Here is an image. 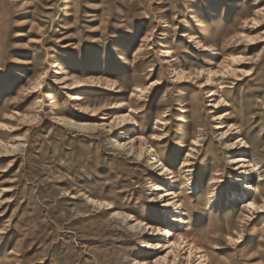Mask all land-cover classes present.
I'll return each instance as SVG.
<instances>
[{"label":"rangeland","instance_id":"374dc122","mask_svg":"<svg viewBox=\"0 0 264 264\" xmlns=\"http://www.w3.org/2000/svg\"><path fill=\"white\" fill-rule=\"evenodd\" d=\"M229 55L243 57L234 70ZM173 66L191 75L176 81ZM208 68L217 73L204 87L197 70ZM220 95L227 104L210 106ZM123 112L135 123L117 125ZM238 136L247 145L231 147ZM0 141V264H153L166 253L163 237L129 230L113 209L202 235L219 264H264V210L232 195L250 182L264 198V0H0ZM149 182L179 192V204L165 206Z\"/></svg>","mask_w":264,"mask_h":264},{"label":"bare ground","instance_id":"6f19581e","mask_svg":"<svg viewBox=\"0 0 264 264\" xmlns=\"http://www.w3.org/2000/svg\"><path fill=\"white\" fill-rule=\"evenodd\" d=\"M193 40H196V38H194L193 35L190 36ZM250 41L253 40V38L249 39ZM199 43V41H197ZM243 57L242 56H236V55H229V60H230V64L228 65V67H230L229 69L234 70V66L233 63H237L239 62ZM225 68V67H224ZM197 72L199 74L205 73L206 74V80L205 83L203 84L204 87H208L210 86L213 81L215 80L214 76L216 75L217 71L213 68H208V69H198ZM191 75L190 71H187L184 68L181 67H177V66H173L172 71H171V76L173 78H175L176 81L179 80H184V79H188L189 76ZM76 83V86H80L82 85V81H74ZM159 83V81H158ZM157 83V84H158ZM133 94V92H132ZM214 94L212 92V90H209V97H212ZM130 102V101H129ZM128 102V103H129ZM227 104L226 99L220 95L218 100H212V104H210V106L214 107V108H219L222 105ZM129 108L131 110V106L129 105ZM229 114L228 110H225L224 112H220L218 114H215L216 120H223L226 115ZM57 117L59 118L60 121L63 122V124L67 125V126H75L77 128H90L91 125L88 124H79L75 121H73L70 118L61 116V115H57ZM116 124L120 125L123 124L126 125L128 122H133L134 118L132 117V115L130 114V112H123L120 115H116ZM231 127L236 128L237 130L239 129V126H236L234 124H228ZM223 127L224 126H221ZM229 132V129H226L224 132H221V136H226ZM199 142V136L196 137V139L193 140V144L194 145H198ZM237 142L241 145H247V142L244 141L242 138H240V136L237 137V140L235 142H232L231 147H235ZM115 145L117 147L120 148H125V144L124 143H119L118 141L114 142ZM1 144V141H0ZM11 146L12 150H14L18 145ZM150 152H151V159L153 160V163H151V166L157 169L158 171V175H161L164 179L166 180H170V187L174 186V183L172 181L173 179V170L161 159V157L159 155L156 154L155 150L149 146L148 147ZM190 150L192 149L191 147L189 148ZM128 150L130 152H134L135 155L137 157H141L142 154L144 153V148H142L141 146L137 148V150L133 149V146L130 145V147L128 148ZM154 152V153H152ZM191 155L190 153H186V156ZM168 159V158H167ZM232 163L234 164H238L242 167H247L248 165L245 164L246 163V158L242 155H237V156H232ZM166 160V159H165ZM185 165H189V162L186 160ZM251 166H253L257 172V178L258 181L263 180V177L260 174V168L258 166V163H252V161H250ZM241 172V171H240ZM214 175L217 174V171L213 172ZM201 176V178H203L204 175V171L202 170L199 174ZM194 178V177H193ZM232 182L237 183L239 182V178L238 177H234ZM195 185V184H194ZM149 187L151 191H162L161 195H159L160 198L164 197V203L165 206L170 205L172 207H174V205L176 203L179 204L180 199H179V192H177L176 190L168 187L165 188V186L161 185V184H157V183H153V182H149ZM167 187V186H166ZM196 187V186H194ZM192 188V187H191ZM190 190V189H189ZM192 190V189H191ZM231 190V189H230ZM4 191V189H3ZM248 192H252L253 195L251 197H248ZM256 192V187L254 185H251V183H247V184H242V191L240 194H237L236 192H234V190H232V195H234L233 197V202L237 205V206H242L243 208H247L248 210H252L254 211H262L264 210V198L262 200V202L259 201V197H257L255 195ZM85 195V194H82ZM244 195H246V198H244ZM237 196H239V199L237 200ZM263 197V196H262ZM155 200V198H153ZM85 200L86 202H88L89 204H91L92 206H94L97 209H112L113 205L111 202L105 201V200H98L96 198L90 197V196H85ZM166 200V201H165ZM180 211H178L179 213ZM108 214V218L113 219V220H117L119 222L125 223L126 221V226L128 227L129 230L132 231H140L143 232L145 231V229H152V231L154 232V235H157L159 237H163L164 240L159 241L156 243L157 248H162V250H167L166 253L160 257H154L152 260L153 264H168L169 261H172L174 264H176L178 261L182 262V264H194L196 261V264H219L218 261H214L212 259L209 258L206 250L203 248L202 246V241H203V236L199 235V237L196 238H189V233L191 231H176L175 228L173 226L171 227H158V226H152L151 224L145 223L144 221L141 220H137L135 218H133V216L123 213L121 211H116V210H111L107 212ZM164 216H167V212L165 211ZM181 216L184 215V212L181 211ZM180 219H182V217H180ZM134 220L135 223L134 224H130L128 221ZM175 220L174 217H171L170 221ZM182 223V222H181ZM184 226L182 225L180 227V229H183ZM156 231V232H155ZM230 239H236L235 237L229 236ZM186 249L187 250V255H184V260L180 259V257L183 255L182 254V250ZM172 257V258H171ZM171 258V259H170ZM132 264H144V261H141L140 259H138L137 257L132 259Z\"/></svg>","mask_w":264,"mask_h":264}]
</instances>
